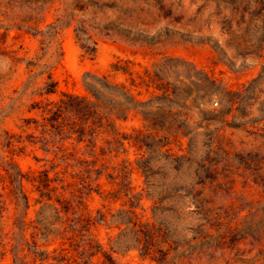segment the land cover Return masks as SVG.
<instances>
[{"label":"rangeland","instance_id":"374dc122","mask_svg":"<svg viewBox=\"0 0 264 264\" xmlns=\"http://www.w3.org/2000/svg\"><path fill=\"white\" fill-rule=\"evenodd\" d=\"M254 1L147 0L150 4L142 3L145 13L134 22L143 21L149 33L160 34V41L150 44L120 35H97L98 47L93 57L82 51L72 27L63 28L59 36L63 55L59 63L55 60L53 69L58 93L50 98L57 100L63 92L89 95L84 83L87 72L110 75L116 83L131 86L129 75L112 68L120 60L122 65L129 61L136 83L142 79L151 83L147 72L154 76L159 70L163 79L158 85L176 88L173 102L155 101L150 111L159 125L182 127L196 134L197 160L204 156L206 144L213 137L210 158L215 180L198 189H202L207 206L221 217L220 225L210 230L214 238L197 248L186 264H264V46L256 41L264 31V0L258 7V11H263L261 20L240 27L235 21L232 33L227 30L235 8H254ZM63 8L60 1L0 0V192L3 182L9 184L3 171L5 161L12 159L28 178L24 190L31 207L26 220L36 221L42 204L36 203L38 182L33 180L47 170L59 193L67 198L71 192L81 196L79 212L84 217L95 219L99 212L107 216L108 222L93 223L90 233L116 264H157L138 250L113 248L120 229L109 222L120 209H130L129 198L119 192L120 178L107 177L115 174L114 168L123 161L132 169L134 193L143 195L136 212L143 221L152 217L155 200L148 196L145 177L137 165L148 153L133 140L140 131L147 135L156 131L148 127L141 110H133L126 119L117 121L119 133L132 136L126 151L118 149L105 155L101 149L111 147L108 142L115 140L113 135L101 133L94 148L88 146V139L78 143L75 135L60 141L59 137L43 134L42 128L32 121L28 123L31 118L42 122L41 112L30 108L34 101L45 99L29 93L20 98L30 74L27 63L43 52L40 38L33 35L35 31L29 26L45 29L63 13ZM118 16V12H109L105 18ZM155 86L147 88L143 84L132 89L140 99L149 100L154 97ZM156 94L160 96L162 91ZM231 100L240 103L228 112ZM189 138L170 135L168 149L177 155H189ZM95 159L98 167L105 168L104 174L97 181L93 175L89 179L93 190L80 194L79 176L75 175L80 168L78 162ZM191 180L190 172L184 170L176 182L187 186ZM7 208L0 222V251L5 252L0 264H13L10 238L18 230L14 225L18 214L10 198ZM45 214L50 215L51 211L47 209ZM32 231L30 228L24 233L29 241ZM38 244L50 252L57 249V253L72 260L77 258V251L66 237L50 242L38 239ZM91 264H105L104 257L95 258Z\"/></svg>","mask_w":264,"mask_h":264},{"label":"trees","instance_id":"16d2710c","mask_svg":"<svg viewBox=\"0 0 264 264\" xmlns=\"http://www.w3.org/2000/svg\"><path fill=\"white\" fill-rule=\"evenodd\" d=\"M56 1H60L64 8L63 13L54 22L48 23L45 29H41L40 25L38 28L29 26V29L35 31L33 35L40 38L43 52L36 60L27 63L30 74L20 98L29 93L31 96L45 99L34 101L30 108L41 112L42 122L31 118L28 123L32 121L36 127L42 128L43 134L49 133L59 137L60 141L72 139L75 135L78 143L86 142L88 139V146L94 148L101 133L113 135L115 140L108 142L111 147L101 149L102 155H105L117 152L118 149L126 151V143L131 142L132 136L121 135L117 121L126 119L133 110H141L145 121L149 123L148 127L156 131L155 134L148 135L140 131L133 140L136 146L148 153V156L139 160L137 165L145 177L148 196L155 200L152 217L143 221L136 212L143 195L134 193L131 183L132 169L127 161H123L120 167L114 168L115 174L107 175L109 179L120 178L119 192L130 201V209H120L111 215L109 220L120 229L113 248L138 250L141 256L149 257L157 264H186V260L192 259L197 248L214 238L210 230L220 225L221 217L207 206L202 197V189H198L215 180L210 158L213 137L206 144L204 156L197 160L194 157L197 150L196 134L182 127L159 125L150 111L155 101L173 102L177 97L176 88L170 90L169 87L158 85L157 82L163 79L159 70L155 71L154 76L147 72L152 84L146 79L136 83L132 78L133 72L129 70V61L122 65L120 60L113 64L112 68L116 72L129 75L131 86L116 83L110 75L87 72L84 83L89 95L63 92L57 100L50 98L58 93V82L53 76V69L55 60L59 63L63 55L59 42L63 28H73L80 48L91 57L97 52V35L106 37L120 35L135 42L155 44L160 41V34L149 33V30L144 28L146 24L143 21L134 22L140 20L145 13L142 3H150L147 0H43V3ZM261 3L262 0H255L254 8L241 6L235 8L233 16L227 22L229 33H232V24L235 21L240 27L246 24L250 26L253 22L261 20L263 11H258ZM109 12H118L120 16L116 19L105 18ZM256 41L257 44L264 46V31ZM216 49L219 50L218 47ZM48 54H50L48 59L44 61ZM143 84L147 88L156 85L152 99L142 100L134 93L132 87ZM158 90L162 91V95L156 94ZM238 103L240 102L231 100L228 112H231ZM173 134L190 137L189 155H177L168 149L170 135ZM78 163L80 168L75 175L79 176L77 183L81 187L78 192L83 194V190H93L92 181L89 179L95 175L94 181L99 180L105 168L98 167V159L79 160ZM184 170L190 172L192 180L187 186H179L176 180ZM3 171L6 172L9 184L3 182L2 193L0 192V222L8 210L9 198L18 214L14 221L18 230L13 231L11 233L13 237L10 238L13 264H91L100 256L104 257L105 264H116L113 256L107 254L102 246L93 240L90 233V226L93 223L108 222L105 214L99 212L95 219L84 217L79 212L82 205L81 196L71 192V197L67 198L59 193L58 187L53 185L55 180L46 170L39 178L33 180L38 182L36 190L39 198L36 199V203L42 204V207L37 213L36 221L27 222L31 204L24 190V181L28 178L12 159L5 161ZM47 209L51 211L50 215L45 214ZM169 217L172 220H169ZM30 228L33 229L32 241L24 237V233ZM65 237L77 251V258L74 260L57 253V249L50 252L48 248L43 249L38 244V239L50 242ZM4 256L5 252L0 251V260Z\"/></svg>","mask_w":264,"mask_h":264}]
</instances>
